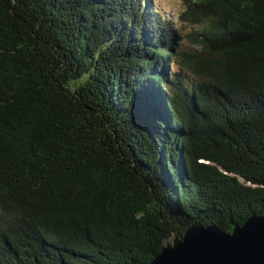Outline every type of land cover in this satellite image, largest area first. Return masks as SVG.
Returning a JSON list of instances; mask_svg holds the SVG:
<instances>
[{"label": "trees", "instance_id": "16d2710c", "mask_svg": "<svg viewBox=\"0 0 264 264\" xmlns=\"http://www.w3.org/2000/svg\"><path fill=\"white\" fill-rule=\"evenodd\" d=\"M182 1L185 35L155 0H0V264H146L264 214V0Z\"/></svg>", "mask_w": 264, "mask_h": 264}, {"label": "water", "instance_id": "95a60500", "mask_svg": "<svg viewBox=\"0 0 264 264\" xmlns=\"http://www.w3.org/2000/svg\"><path fill=\"white\" fill-rule=\"evenodd\" d=\"M111 132L105 119L100 126V139L123 152ZM120 151L116 152L123 156ZM127 170L138 174L135 166V173ZM146 264H264V214L252 215L231 232L213 224L187 226L164 240L161 251Z\"/></svg>", "mask_w": 264, "mask_h": 264}, {"label": "rangeland", "instance_id": "374dc122", "mask_svg": "<svg viewBox=\"0 0 264 264\" xmlns=\"http://www.w3.org/2000/svg\"><path fill=\"white\" fill-rule=\"evenodd\" d=\"M156 6L159 11H162L166 17L170 20H174L176 26L180 28L182 33L185 35L190 32L194 26L189 22H184L180 19L179 15L181 14L184 8V2L182 0H155ZM193 43L186 37L182 40V48L185 50H191L193 48Z\"/></svg>", "mask_w": 264, "mask_h": 264}]
</instances>
